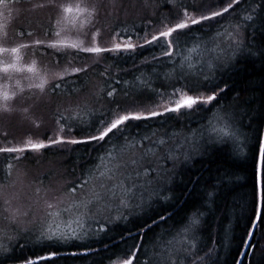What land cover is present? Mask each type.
Wrapping results in <instances>:
<instances>
[{
	"label": "trees",
	"instance_id": "trees-1",
	"mask_svg": "<svg viewBox=\"0 0 264 264\" xmlns=\"http://www.w3.org/2000/svg\"><path fill=\"white\" fill-rule=\"evenodd\" d=\"M41 2L43 0H21L20 3L5 0V4L0 5V25L8 33L10 43L21 28L36 32L41 39H58L55 36H44L45 30L50 26L49 17L54 20L55 13L35 7ZM215 2L216 0H177L178 4L197 6ZM169 7L171 5L166 4L165 0H150V7L146 12L139 5L134 10L121 11L118 16H106L102 12L101 24L97 25L104 29L101 43L111 46L114 27L121 32L127 27L128 34H131L133 25L139 28L145 23L141 19L143 15H151L155 11L163 17L168 15ZM226 16L227 19L217 18L220 20L219 24L213 21L210 28L192 32L186 38V44L184 40L181 41L180 48L171 60L163 58L152 62L153 56L161 54L160 49L155 47H145L135 53L120 55L106 53L105 59L100 60L98 65L94 64L96 58L91 54H80V58L72 66L89 65V73L80 74V80L76 84L78 92H65L55 97L50 105H41L35 109L36 123L44 122L39 132L56 136L60 115L70 117L63 123L66 129L67 126L74 129L67 132V138L83 139L93 131V124L98 123L99 117L108 106L104 99H99L100 89L107 87L99 72L106 68L110 70L113 80L119 78L122 81L117 86L121 96L125 88L132 93V97L139 94L143 86L137 78L149 81L157 91L170 93V82L174 83L179 78L180 84L184 83L182 74L175 70L181 66L189 72L187 75L197 76L201 80V74L211 73L214 67L216 80L226 91L221 94L218 102L214 101L196 111H185L182 116L168 114L163 118L137 122L139 127L126 129L130 141L136 140L138 143L137 137L145 134L151 136L152 133H157L163 137L167 133L173 145L192 151V160L187 164L177 163L173 167L171 162L165 165L163 159L159 160V164L167 169L161 187L167 199L155 197L146 207L123 213L120 223L105 225V232H98L97 226L91 234L93 237L86 242L68 240L57 244L21 234H14L10 239L0 237V264H24L26 259H35L54 249L58 252L55 260L41 261L40 264H108L123 257L133 244H140V235L133 239L129 233H141V229L145 228L147 230L142 233L143 247L138 254V260L134 261L135 264H140L142 260L149 259L160 251L157 249L158 245L165 249V253L170 251L165 245L173 241L174 237L179 241L182 236H177V233L181 230L182 222L197 213H203L198 217L201 228L195 240H189L196 247L188 249L191 255L188 256L186 264H237L244 250L241 241L247 238L246 230L252 215L254 164L259 154L258 141L262 139L264 129V111L260 106L261 100H264V56L258 51L264 48V0H240L235 11L230 10ZM248 16L252 20H247ZM237 26L239 39L243 41L239 48L232 42L233 37L229 36L230 32L235 35ZM143 34L140 32L141 36ZM76 36L77 33L68 32L62 34L61 39L70 43ZM133 42H136L135 37ZM249 49L256 54L249 55ZM36 58L41 69L55 65L52 56ZM27 59H32L31 50ZM145 60L150 63H143ZM123 81L128 84L125 85ZM4 83L0 80V84ZM21 83L24 84L23 87H28L27 80H22ZM68 87L71 89L72 85ZM146 95H151L156 103H165L168 100L167 96L161 100L151 92ZM152 100L145 99L147 108L155 106ZM60 104L71 107L72 112H64L62 108L58 112L57 105ZM77 104L85 107L87 111L84 117L73 120L71 116ZM222 110L237 113L234 128L230 129L228 120L222 118ZM14 120V117L0 114V146L6 143L2 135L4 131L9 133L8 140L19 144L22 140H18L19 132L22 129L24 132L29 130V125L18 128L19 124ZM230 130L234 132V139H225ZM36 138L43 139L42 136ZM178 146L175 148L177 154H180ZM111 147V141L103 148L92 142L54 146L38 153H28L29 159L12 161L14 169L11 177L6 175V164L14 154H0V192H4L14 175L30 169L31 165L47 166V172L39 175L37 179L42 185L51 184L54 180L52 178L60 174L66 189L70 190L81 178L88 179L83 174L84 168L87 167L89 175L101 157L106 160V151ZM180 159L183 160V155ZM95 171L94 169L92 174ZM205 200L208 204L202 208ZM168 213H171L170 219L152 223L159 216H167ZM255 232L254 246L247 248L240 264H264V240H261L264 227L257 225ZM176 246L180 247V244L177 243ZM201 257L204 258L203 261L200 260Z\"/></svg>",
	"mask_w": 264,
	"mask_h": 264
},
{
	"label": "snow or ice",
	"instance_id": "snow-or-ice-1",
	"mask_svg": "<svg viewBox=\"0 0 264 264\" xmlns=\"http://www.w3.org/2000/svg\"><path fill=\"white\" fill-rule=\"evenodd\" d=\"M11 3H20L21 0H9ZM240 0H216L215 3L199 6L178 4L177 0H165V3L171 5L168 8V15L160 17L155 11L151 14H145L141 19L145 22L141 27L132 26L131 34H128L127 27L123 32L117 27L112 29L111 46H105L101 43L104 29L101 24L102 12L106 16H118L121 11L134 10L139 5L146 10L150 7V0H43L37 3L35 7L48 9L55 13V18L50 16V26L44 32V36H55L58 39H41L38 34L32 30L21 28L16 32L13 42H9V36L3 31L0 25V80L5 83L0 84V114L17 118L23 127L29 125V130L25 132L24 138L19 144L8 140L9 133L3 132V138L6 143L0 146V154H14L6 164V175L12 176L14 164L12 161L19 162L29 159L28 153H38L42 149H48L54 146L77 145V144H96L103 148L110 141L112 147L106 151L108 164L103 166L106 171H100L98 175L89 174L92 182V193L95 203H103L107 207L110 202H118L119 206L127 208L129 204L136 199V194L140 193L141 203L143 206V195L145 191L151 190L152 195L167 199L164 196V190L159 187H153L154 178L162 179L167 173V169L159 164L163 159L165 165L168 162L187 164L192 160V151H185L183 148L180 154H177L175 145L170 142L167 133L163 137L152 133L137 137L136 140H129L126 129L139 127L137 122H146L157 117H165L168 114L175 113L182 116L185 111H196L202 106L211 105L214 101L218 102L222 93L226 89L221 87L220 82L214 75L215 68L211 73H202L203 80L197 76L182 74L184 80L180 84L179 78L176 82L169 84L171 92L157 91L149 81L143 78H137L143 86L138 95L132 97V93L125 88L123 95H119L118 85L122 83L119 78L112 79L109 69L99 72L107 85L106 88L100 89L99 99H104L108 105L106 110L101 114L98 123L93 124L91 131L83 139L67 138V132L73 131L72 126H67L63 121L70 117L60 115L57 120L59 125L56 136H48L46 132H39L40 124L34 119L35 109L41 105H50L54 98L65 92H78L76 87L77 81L80 80V74L87 75L90 71L89 65L73 67V63L80 58V54H91L96 59L94 64H99L100 60L105 59L104 54L114 53L117 55L124 53H135L138 49L143 50L145 47H155L160 49L159 56H153L152 62H157L163 58L171 60L176 51L180 48L181 41L187 43L186 38L199 29L210 28L211 22L220 23L221 19H227L226 14L235 11ZM5 0H0V5H4ZM2 15V13H0ZM252 20L251 16L246 17ZM207 22V23H206ZM196 26H199L198 28ZM235 35L230 32L229 36L233 37L232 42L236 47H241L243 41L239 39V31ZM150 29V31H149ZM68 32L77 33L76 39L72 42H66L61 39L62 34ZM143 32V36L140 35ZM135 37L136 42H133ZM142 41V43L140 42ZM31 50L32 59H27ZM261 56H264V48L258 50ZM256 53L249 49V55ZM37 56L43 58L52 56L55 59V70L51 67L41 69ZM71 57V59H68ZM217 59H220L217 57ZM51 63V62H50ZM143 63L148 64L150 61L145 60ZM66 65V66H64ZM15 80V83L13 81ZM27 80L28 87H23L21 81ZM125 85L127 81H123ZM69 85H72L69 89ZM179 85V86H178ZM50 89V91H49ZM154 93L161 100L168 97L165 103H156L152 100L151 95ZM145 99L152 100L155 105L153 108L145 107ZM261 110L264 111V100L260 102ZM63 109L64 112H72L71 107H64L62 104L57 105V111ZM77 112L71 116L75 120L79 118L80 105L76 106ZM222 118L227 119L229 127L234 128L237 122V113H229L222 110ZM64 134V135H60ZM42 136L43 139L36 137ZM225 139H234V132L226 133ZM258 159L254 164V185L252 193V215L249 218V227L246 230V237L241 241L244 246L253 247L255 241V230L257 225L264 227V138L258 141ZM183 155V160L180 156ZM105 157H101L104 160ZM89 184V179L81 178L76 186L70 188L71 193L75 196L78 188L83 190ZM39 192V189H37ZM192 193L190 192L189 195ZM199 195V194H197ZM214 202V196L212 197ZM208 201L201 205L205 208ZM48 210L54 209L56 205L45 202ZM67 211L68 208L63 209ZM59 212L47 211L46 215L55 216ZM203 213H197L195 216L188 217L182 222V227L177 236H182L179 241L173 238L169 241L166 248L170 249L165 254H154L152 260H145V264H181L183 254V264H186L187 258L191 255L188 249H194L196 245L189 243V240H195L196 234L201 228L199 216ZM171 213L167 216L161 215L158 220H153V224L170 219ZM83 228V224L79 225ZM149 228L151 225L148 226ZM106 226L100 224L98 232H105ZM147 229L142 228L141 233H129L133 239L140 235L141 243L133 244L123 257L111 261V264H134L138 260V254L143 247L142 233ZM87 235V234H85ZM78 234L73 232L67 234L60 230L59 225L55 228L49 226L41 232L39 239L64 243L70 239H78ZM123 239V238H122ZM264 240V233L261 235ZM179 243L180 247L176 244ZM107 248V245L105 246ZM264 250V249H262ZM58 252L54 249L46 255H40L35 259H26L24 264H40L41 261H54ZM76 255V253H73ZM203 257L200 258L203 261ZM240 264V262H237Z\"/></svg>",
	"mask_w": 264,
	"mask_h": 264
},
{
	"label": "rangeland",
	"instance_id": "rangeland-1",
	"mask_svg": "<svg viewBox=\"0 0 264 264\" xmlns=\"http://www.w3.org/2000/svg\"><path fill=\"white\" fill-rule=\"evenodd\" d=\"M51 68L55 70L54 67ZM175 70L180 74L189 73L182 66ZM80 108L82 110L79 111L78 119L84 117L87 111L85 107ZM76 112L77 108H75L73 115ZM14 119L19 124L18 128H21L22 126L18 119ZM43 123L41 121L37 124L42 126ZM24 134V129H22L19 132L20 137L18 140L23 139ZM177 146L175 147L177 148ZM107 164V158L106 160H101L100 158V161L90 170V173L92 174L94 169L96 171L93 175H98L100 171H106V168L103 166ZM47 170L48 168L45 165H37V167L31 165L30 169H25L18 175H14L10 184L4 189V192H0V237L10 239L14 234H21L39 239L41 232L49 226L55 228L56 225H59L60 230L67 234H71L73 230L78 234V239H70V241L86 242L93 237L91 236L93 229H97L96 227L100 224L110 225L120 223L123 213L144 208L156 197L152 195L149 189L144 192L142 207L138 206L141 203L140 193L136 194V199L127 208L119 206L118 202H110L105 207L103 203H95L92 193L93 185L91 179H89L87 167L84 168L83 171L85 173L83 174L89 179V184L83 190L78 189L75 196H73L68 188L66 189L63 176L60 174L52 178L54 180L51 181V184L42 185L37 179L39 175L44 174ZM163 181L164 179L162 178L157 183V179L154 178L151 183L153 187L161 188ZM37 189H39V192H37ZM46 201L53 203L56 207L51 210L46 209ZM65 208H68V210L64 211L63 209ZM47 211L59 212V214L48 216L46 215ZM80 224H83V228L79 226ZM157 249L160 250L157 254H165V249L161 246L158 245ZM153 257L154 254L148 260H152ZM108 264H111V262ZM140 264H145V260H142Z\"/></svg>",
	"mask_w": 264,
	"mask_h": 264
},
{
	"label": "water",
	"instance_id": "water-1",
	"mask_svg": "<svg viewBox=\"0 0 264 264\" xmlns=\"http://www.w3.org/2000/svg\"><path fill=\"white\" fill-rule=\"evenodd\" d=\"M263 138H264V132H263ZM246 249H247V246H246V247H245V249L243 250V253H242V255H241V257H240V259H239V261H238V262H240V263H241V261H242V258H243V256H244V253H245Z\"/></svg>",
	"mask_w": 264,
	"mask_h": 264
},
{
	"label": "bare ground",
	"instance_id": "bare-ground-1",
	"mask_svg": "<svg viewBox=\"0 0 264 264\" xmlns=\"http://www.w3.org/2000/svg\"><path fill=\"white\" fill-rule=\"evenodd\" d=\"M263 132H264V129H263ZM262 138H263V134H262Z\"/></svg>",
	"mask_w": 264,
	"mask_h": 264
}]
</instances>
